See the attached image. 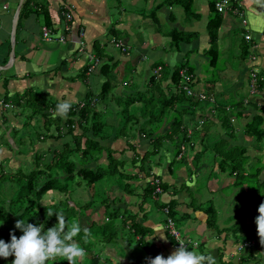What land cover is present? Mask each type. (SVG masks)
I'll return each instance as SVG.
<instances>
[{
	"label": "crops",
	"instance_id": "0c3cea01",
	"mask_svg": "<svg viewBox=\"0 0 264 264\" xmlns=\"http://www.w3.org/2000/svg\"><path fill=\"white\" fill-rule=\"evenodd\" d=\"M24 1L0 0V98L6 96L11 100L15 94L30 90L38 92L40 99H45L43 103L48 106L52 102L57 104L68 102L74 105L84 101L87 96H96L97 93L93 91L99 92L101 83L108 79L109 93L104 99L95 101L93 108L99 121H102L101 132L97 133V136L105 137L100 139L93 134L94 140L102 149L97 160L87 159L86 166L89 169L106 166L107 154L111 155L117 164L119 163V167L126 166L120 171L129 174L123 179L125 182H120L126 185L124 190L119 182L117 184L111 182L109 185L105 183L106 198H103V203L99 202L104 204L106 209L109 208V212H106L102 218H95V215H92L94 209L95 211L102 209L97 202L96 207L87 208L88 201L75 200L73 206L68 201L70 198L67 186L65 192L50 190L38 201L39 207L62 212L67 221H71L72 219L68 220V218H73L76 214V222L82 230L75 239H86L90 248L85 251L86 257L77 260L78 264L87 257L95 259V264H148L146 258L149 257L162 255L167 258L175 249L170 241L171 238L163 228L164 215L159 204L170 200L175 201V215L172 218L175 228H178L181 238L195 242L197 245L187 250L211 255L215 258L216 264H238L240 258L247 257L248 254H250L249 259L241 261L240 264H264V246L260 239L255 242L252 237L250 241L251 246L257 250V254L252 256L251 252L245 249L236 250L237 246L243 244L239 245L235 241L237 240L235 238L241 237V233L232 235L226 231L227 227L236 222L234 217L238 209L232 207L233 204L228 208L232 197L241 187L244 188L241 189L242 191H248L247 181L244 179L251 175L249 171L252 170L253 162L258 163L256 156L264 157V139L254 146V141L243 135V126L254 115L259 114L264 120V88L258 90L255 86V92L250 93L251 73L255 74V85L261 82L264 86V0H237L246 20L245 29L231 14L221 15L215 45L218 59L219 51H221L220 55H223L225 50V47L221 50L217 47L219 40L226 41L230 47V40L233 39L235 32H239L242 36L235 42L236 55L230 56L239 61L232 62L230 66L225 63L222 70H217L219 73L215 79L208 77L207 73L201 74L199 67L200 64H206L214 71L217 64L216 62L210 67L207 64V56L204 55L209 45L206 32L210 15L209 4L215 0H193L195 17H186L180 7L167 6L165 2L152 12L161 0H27L29 1L27 7L23 9V15L19 19ZM64 11L71 15L69 23H65L62 16ZM15 12L18 16L11 59L10 29ZM43 13L48 16V27L43 24L41 17ZM163 23L167 28L163 27ZM65 26L69 27L67 32L63 30ZM42 27L48 28L53 34L51 41L42 40L40 33ZM172 29L186 34L185 41L178 43L176 47L170 45L167 37V33ZM79 31L83 32L80 40L84 46L81 50H78L77 44ZM111 32H114L115 36ZM60 34L64 35L63 42H58L55 38ZM244 34L249 35L248 41L243 40ZM113 38L122 41L128 48L126 53L118 51L110 44ZM100 48L103 53L95 51ZM242 48L246 49L245 54ZM96 52L100 55L99 65L92 72L83 74L82 71L89 62L88 54L94 55ZM181 63H186V67L192 69L191 91L212 98V102L201 101L204 103L200 106H198L199 101L194 100L196 101L195 107L192 108L194 116L183 119L186 135L191 137V141L189 147L184 146V150L180 153L184 158L182 163L177 161L179 156L172 160L175 150L170 142L160 141L153 147L150 140L138 126L132 124L133 122L129 127L127 125V132L123 130L117 132L125 116V119L128 117L130 119L135 111H140L144 102L137 99L140 96L148 97L146 90L156 97L157 90L167 95L169 90L173 89L170 84V73ZM104 65L105 68H102ZM157 67L160 69L154 74L153 71ZM150 77L155 80V85L149 84ZM217 96H221L222 101H218ZM228 96H232L234 101L228 102L229 100L226 99ZM11 103L12 109L0 110V163L3 162L0 169L4 165V168L12 170L7 167L10 159L6 156L8 151L20 156V161L24 159L33 161L35 155L40 157L41 161L48 163L53 153L72 146L73 137L78 139L80 152L85 140L92 138L91 130L78 125L77 117L73 118L76 121L75 123L73 121V131L69 134H63L59 138L45 136L40 117L27 119L26 110L23 111L20 106ZM122 107L126 108L125 115L121 113ZM218 107H223L227 113L235 111L239 115L237 118L235 116L229 118V126L226 129L217 120ZM47 113L55 115V111L51 108ZM26 120L27 123L24 124ZM168 122H161V126L156 131L157 135L168 132ZM29 128L35 129V136L32 137ZM50 132L55 133L52 129ZM20 135L26 137L28 135L32 139L25 145L21 139L14 140V137ZM217 141H221L223 145L215 149V154L217 150L226 147L243 148L242 156L247 160L246 174L243 173L242 179L245 185L233 187L230 183L232 176L218 169L215 162L217 158L214 157L209 145ZM258 144L262 146L259 147ZM20 148L23 152L19 151ZM201 150H204L203 155L209 153V156L205 159L202 155L201 159L197 160V168L193 169L194 155ZM150 153L152 156L160 154L163 161L161 158L152 161L147 157ZM210 159L213 161L211 164L208 162ZM257 169H254V176L259 184L264 181V165ZM152 176L159 178L167 188L160 196H150L147 199L146 196L141 195L142 188ZM75 177L66 181V185L71 183L78 186L80 182ZM199 177L204 180L203 185L197 184L196 179ZM63 185L62 181L61 186ZM228 186H231V191L226 196L224 192ZM89 188L93 190L94 185ZM211 194L217 197L218 203L222 201L221 206L213 205ZM245 198L249 203L247 224H251L252 229L256 231L257 226L253 218H257L258 210L252 202L254 198H258L251 195ZM208 203L216 210V227L212 231L206 228V217L201 210ZM261 203H264V195ZM153 210L161 212L162 217L153 216ZM83 211L84 214L79 213ZM82 215L85 217L83 220H81ZM8 217V224L4 223L2 226L15 228L16 215L12 212ZM133 223H138L146 229L147 233L143 240L151 249L150 252L144 250L139 244V237L130 230ZM44 228L47 230L51 227L44 225ZM162 234L166 236V240L161 239ZM205 235L207 239H204ZM97 240L105 243V246L92 250L91 245ZM260 244L262 246L259 249ZM13 260L12 256L7 259L0 258V264H12Z\"/></svg>",
	"mask_w": 264,
	"mask_h": 264
},
{
	"label": "trees",
	"instance_id": "16d2710c",
	"mask_svg": "<svg viewBox=\"0 0 264 264\" xmlns=\"http://www.w3.org/2000/svg\"><path fill=\"white\" fill-rule=\"evenodd\" d=\"M28 2L29 1L27 0L24 1L22 9L19 13V19L23 15V9L25 10ZM163 2H165L167 6L169 5L180 7L186 17L196 16L192 8L193 0H161V3L156 5L155 9H153L152 12H155L157 8L164 4ZM209 11L210 15L206 25V32L208 36L209 45L207 50L204 51V55L207 56V64L211 67L214 66L218 59V53L216 51L215 45L217 40V29L221 22V15L216 13V11L214 10L213 2L209 4ZM41 17L43 24L48 27V16L43 13ZM153 18L154 17L152 16V19ZM111 34L115 36L114 32H111ZM167 37L170 40V45L172 47H176L178 43L185 41L186 34H183L182 32L176 29H172L167 33ZM101 50L102 48L98 50L96 49L95 51L103 53L101 52ZM245 50V48H242L244 54ZM97 52V55L94 54V56L99 59L100 55H98ZM102 68H105V65L102 66ZM181 69H185L186 75H190L192 71L190 67H186V63L179 64L171 71L169 78L170 84L173 87L174 92L165 95L164 93H162V91L157 90L158 96L156 97L151 94L148 97L140 96L137 99L142 100L144 102V105H147L151 103V100L156 98L157 101H159V107L156 114H152L151 112H149L147 115L143 116L140 113L138 118V112H135V114L133 115L135 118L132 116L130 117V119L129 117L128 119H125V116L124 120L120 125V128L117 130V132H121L122 130H125V128L127 129V125L129 123H132L131 120L135 119V121L133 120L132 124L140 128V131L146 136L148 140H150L151 145L153 147L160 141L165 140L167 142H170V144L173 145L175 150L172 155V160L173 158L175 160V158L179 156L177 161H180V163L184 161V158L182 155H180L179 147L181 145L188 146L191 141V137L186 135L183 119L186 115H190L191 117L194 116L192 108H194L196 104V101H194L196 100L195 98L186 96L184 91L181 90V86L185 84L178 75V71ZM82 72L83 74L86 72V67L85 69H83ZM257 77L259 79V75H257ZM154 81L155 80H153V77H150L148 82L149 84H153ZM190 83L191 79L189 78V82L186 83L188 87H190ZM153 85H155V83ZM255 86L258 90L264 88L261 82H257V85ZM157 88L159 87L157 86ZM109 91L110 82L108 79H105L101 83L99 87V92L96 94V96H87L84 99L85 106L75 113L68 112V115L64 120H62V118L59 116L50 115L47 113L49 108L55 111L57 103L52 102V104L48 106L43 102H39L38 93L31 92L30 90H25L20 94H15L11 98V100L6 96L3 97L4 101L10 100L15 105L20 106L23 111L26 110L27 113L25 115L27 119L33 118L35 116L40 117L42 119L41 124L45 132V136H49L50 138H59L63 134H69L73 131V127L70 128V126L73 125V118L77 117L78 125H83L86 128L88 127L92 132V138H88L85 140L84 147L80 152L78 139L73 137V142L71 143L72 146H70L69 148L65 147L63 150H60L57 153H53L51 160L48 163H43L40 157L34 155V167L30 168L29 172H27L26 175L16 176L12 179H4L5 174H3L0 170V181L3 180V182L9 181L10 183H14L12 184V186L8 184V186L4 187V190L0 192V194L3 193L0 197V240L10 242L11 232H14L17 238H19L23 234L18 229L10 228L9 226L3 227L4 225L2 226V224L4 223L8 224V214L10 215L12 212H14V214L16 215L15 222H17V220H24L25 222L33 224L35 226H39L42 224L47 226L50 225V227H53L55 223H57L56 216L48 217L47 210L42 207H39L38 201L46 192L50 190L65 192L66 184L64 183V185L61 186L60 180L66 182L69 180H73L74 176H76L77 179L84 182L87 187H92L96 182H98L107 175L117 174L122 180L125 179V177H128V175L124 174V172L117 171V168L115 167V163H117V161L113 157H111V155L106 154L107 164L105 167L89 169L86 166L87 159L90 158L97 160L100 156V152L102 149L94 140V136H97V133L99 134V132H101L102 124L98 119V115L96 114V112H94L93 108L95 104L93 105V107H90L88 105V102L90 99H94L95 101L104 99L109 93ZM216 112L218 118L217 120L223 127L229 126V118L233 116L237 118V116H239L235 111L227 113L223 107H218L216 109ZM121 113L123 115L126 114L125 107H122ZM176 114H178V116H176ZM156 119H159V121H156ZM162 121H165V123L166 121H169L168 132L164 133V135H157L156 131L161 126ZM26 123L27 120L24 121V124ZM50 129H52L55 133L53 134L52 132H50ZM243 135H245L247 138L254 142H261L264 139V120L262 119L261 115H254L247 123H245V125L243 126ZM97 137L103 139L105 136ZM209 145H211L210 149L212 150L214 157L217 158L216 162L218 169L221 172H226L228 176L233 177V187H241L245 185L242 179L243 173L246 174L245 164L247 160L245 157L242 156L243 148L233 147L228 149L226 147L224 149L217 150L218 152L216 151L215 154V149L221 147L223 143L221 141H217L215 143H209ZM212 145H214L215 147L213 148ZM203 153L204 150H201L199 152L197 151V153H195V159L192 160L193 169L197 168V160L201 159ZM76 166H78V169H76ZM226 167H228V169ZM153 179L158 180L157 186L160 192L157 194L154 193L155 187L149 185L150 181L147 182L145 187L142 188L141 193V195L146 196L147 199H149L150 196H160L167 188V186L162 183L159 178L152 176L151 180ZM122 180H120L121 183ZM259 184L261 186H264V181H261ZM125 186V184H121V187H123V189H125ZM238 191V193L240 194L243 193L241 189H238ZM242 197H246V195L244 194V196ZM260 201L262 202V200ZM174 205L175 201L173 200H170L167 203L159 204L160 209H167V212L163 213L164 222L166 218H174ZM201 210L206 217V228L215 230L216 210L214 206L208 203ZM236 213V217H234L236 222L233 223L231 226L227 227L226 231H228L232 235H236V233H241V238L243 239L242 241H244L243 243L250 242L253 234V238L255 239L254 241L257 242V229L256 231H254L255 229H252L251 224H247L248 219H245L246 217H248V213L246 214L244 212L245 214L243 213L241 216L238 215V210H236ZM69 219L70 218H68V220ZM255 220L256 217L253 218L254 222ZM130 230L135 236L139 237V244L144 248V250L150 252L151 249L146 246L143 240L144 235L147 233L146 229L138 223H133L130 227ZM170 241L173 243L172 239H170ZM235 241L237 242V240ZM77 242L81 244L80 246L85 251H88L89 245L87 244L86 239L83 240L80 238V240H77ZM249 255H247V257H241L240 260L243 262L247 258L249 259ZM12 257L14 258V256ZM55 260V264H67L64 258L57 257ZM55 260H51V262ZM94 260L95 259L92 260L87 257V259H84L81 264H95L96 261ZM241 261L238 264H240Z\"/></svg>",
	"mask_w": 264,
	"mask_h": 264
},
{
	"label": "rangeland",
	"instance_id": "374dc122",
	"mask_svg": "<svg viewBox=\"0 0 264 264\" xmlns=\"http://www.w3.org/2000/svg\"><path fill=\"white\" fill-rule=\"evenodd\" d=\"M163 25V27L164 28H167V25H165L164 23L162 24ZM162 27V26H161ZM162 27V28H163ZM242 35L239 33V32H235L234 33V36H233V39H231L230 40V43H231V45H230V47H229V44H227V42L226 41H224V42H221L220 40L217 42V47L221 50V48L222 47H225V50L223 51V55H220V52L221 51H219V49H218V51H219V59H218V61H217V64H216V66H215V69H213L214 71H212V70H210L207 66H206V64L204 65V64H200V70H201V74H204V73H207L208 74V77H210V78H213V79H215V78H217V74L219 73V72H217V70L218 71H220V70H222L223 68H224V64L225 63H228V64H226V65H228V66H230L229 64H231L232 62H238L239 60L236 58V59H232V58H230V56H235L236 55V50H237V46L235 45L236 43L235 42H237V40L239 41V37H241ZM235 45V46H234ZM227 66H225V68H226ZM210 70V71H209ZM126 79V78H125ZM150 90V89H149ZM34 92V91H33ZM171 92H174V90L173 89H171V90H169V93H171ZM34 93H36V92H34ZM38 93V92H37ZM93 93H98V90H94L93 91ZM146 93L147 94H149V95H151L152 93L151 92H149L148 90H146ZM156 93V92H155ZM159 93H161V92H159ZM214 94H217L216 92H214ZM222 99L223 98H221V96L220 97H218L217 96V100L218 101H222ZM227 100H229L228 102H232V101H234V99L232 98V96H228L227 98H226ZM43 100H45V99H40V97L38 96V101L39 102H45V101H43ZM47 100V99H46ZM201 103H204V102H201V101H199V103H198V106H200L201 105ZM158 107H159V101H157V99L156 98H154L153 100H151V103L150 104H147V105H142L141 106V109H140V111L138 110V118H139V114L141 113V115H143V116H145V115H147L149 112H151L152 114H156L157 113V111H158ZM136 112V111H135ZM131 113L132 114H134V112H132L131 111ZM145 113V114H144ZM119 116H121V114H119ZM176 116H178V114H176ZM147 117V116H146ZM145 117V118H146ZM184 117H187V118H190V115H186V116H184ZM193 117V116H192ZM159 121V119H156V121ZM140 121V120H139ZM160 121H161V118H160ZM102 122V121H101ZM131 122H133V120H131ZM157 124V123H156ZM132 124L131 123H129L128 124V127L129 126H131ZM126 126V125H125ZM225 129H226V127H225ZM224 129V130H225ZM29 131H30V133H31V135H32V137L33 136H35L34 134V131H35V129H33V128H29ZM124 132H127L128 131V129H125V130H123ZM19 135V134H18ZM211 137H213V136H211ZM244 137H246L245 135H244ZM16 139H21L23 142H25L24 144L26 145V144H28L29 143V140L30 139H32V138H30L28 135H27V137L26 136H22V135H20V136H16V137H14V140H16ZM253 145L255 146V145H257V142H253ZM260 145V146H259ZM258 146L259 147H261L262 146V144H258ZM210 147H211V145H210ZM212 147L214 148L215 146L214 145H212ZM19 151H21V152H23L22 151V148H20L19 149ZM0 156H1V154H0ZM6 156L7 157H9L10 159H9V161H8V163H7V167H9V168H11L12 170H8V169H6V168H4L5 166L3 165L2 167H1V171H2V173L3 174H5V176H4V179L5 178H8V179H12V178H14V177H16V176H21V175H26V173L27 172H29V167L30 168H33L34 167V163H33V161L30 159V162H29V160H26V159H24V160H22V161H20V156L18 157V156H15L14 154H13V152H10V151H8L7 153H6ZM209 156V153H206V154H204L203 155V158H207ZM147 157H149V158H151L152 159V161L154 160V161H158L160 158H161V161H163L162 160V156L160 155V154H158V156L156 155V156H152V153H150V155L148 154V156ZM256 158H258L257 160H259L258 161V163H255V162H253V166H252V170L251 171H249L250 172V176L249 177H247V178H245L244 180H246L247 182H246V184H247V186H248V191H246L245 192V190H243V193L242 194H240V193H235L234 194V196L232 197V201L230 202L231 204H230V206H228V208H230L231 207V205L233 204V206L232 207H235V208H237L238 209V215L239 216H241L244 212L247 214L248 213V209H249V203H247L245 200H246V198L245 197H242V196H244V194L246 195V196H252V197H256V198H258V199H253V204L255 205V207L257 208V210H258V207L260 206L259 204L261 203V201L260 200H262V195H264V186H261L260 184H258L257 183V180H256V177L254 176V173H255V170L254 169H256V168H258L257 170H259L261 167H262V165H264V157L263 156H256ZM43 163H46V162H44V161H42ZM208 162L211 164L213 161L210 159V160H208ZM215 162H216V160H215ZM3 164V162H1L0 163V165H2ZM119 164V163H118ZM117 163H115V167L117 168V170H118V172H121L120 170H122V168H126V166H124V167H119L120 165H118ZM163 164H165V162H163ZM216 164H217V162H216ZM16 165H18L16 168H15V166ZM174 165H176V163H174ZM165 166V165H164ZM101 167H103V166H101ZM100 167V168H101ZM105 167V166H104ZM227 169H228V167H226ZM126 170H128V169H126ZM18 172V173H17ZM17 173V174H16ZM207 173H208V171H207ZM16 174V175H15ZM124 174H126V175H129V174H127V173H124ZM260 174H261V172H260ZM15 175V176H14ZM75 177V176H74ZM120 176H118L117 174H113V175H107V176H105V177H103L100 181H98V182H96L95 184H94V188H93V190L91 189V188H89V187H86L87 185H85L84 184V182H82V181H80L79 179H78V181L80 182V184L78 185V186H75V185H73V184H71V183H67V193H68V195H69V198L70 199H68V201L69 202H71L72 204H73V202L76 200L77 202H86V201H88V206H87V208H91L92 206H94V207H96V205L98 204V205H101L102 206V209H100L99 211L97 210V211H95V209L93 210L94 211V213L92 214L93 216L95 215V218H97V217H104V214L106 213V212H109V208L108 209H106L105 208V206H104V204H101V202H99V201H102L103 200V198H106V195H104L105 193H104V185H105V183L106 184H108L109 185V183H111V182H115L116 184H117V182H119L120 183V180H122V179H120L119 178ZM204 177H205V175H204ZM76 178V177H75ZM233 178V177H232ZM259 178H260V176H259ZM117 180V181H116ZM197 180V184L198 185H200V183H201V185H203L204 184V180H202L201 179V177H199L198 179H196ZM232 181L230 182L231 184H232V182H233V179H231ZM243 180V181H244ZM61 182H62V180H60ZM123 182H125V180H122V183ZM63 183H65L66 184V182H63ZM8 184L10 185V186H12V184H14V183H10L9 181H5V182H3V180H1L0 181V192H2L3 190H4V187H7L8 186ZM115 184V185H116ZM121 184V183H120ZM86 188V189H85ZM122 188V190H124L123 189V187H121ZM225 189H227V190H225ZM224 190H225V192H224V194L226 195V194H229V191H231V186H228L227 188H225ZM229 189V190H228ZM241 189H244L243 187H241ZM102 190H103V192H102ZM97 191V192H96ZM88 192H91L90 193V195H88L87 193ZM2 194L3 193H1L0 194V197L2 196ZM206 194V196L207 197H209L208 195H207V193H205ZM227 196V195H226ZM210 198H211V201L214 203L213 205H220L221 206V203H222V201L220 202V203H218V201H217V197L214 195V194H211V196H210ZM97 202V204L95 205V203ZM99 202V203H98ZM104 201H102V203H103ZM65 204H63V208H65V206H64ZM67 206V205H66ZM73 206H75L74 204H73ZM104 206V207H103ZM203 206V205H202ZM99 207V206H98ZM86 209V208H85ZM84 209V210H85ZM5 210H6V208H5ZM154 211V210H153ZM161 212L163 213V211L161 210ZM161 212H158V211H154L153 212V216H158L159 218H161L162 217V214H161ZM68 213H69V211H68ZM80 214L82 213V214H84V211L83 212H79ZM86 213V212H85ZM92 213V212H91ZM244 213V214H245ZM74 214H75V212H74ZM156 214V215H155ZM69 215H71V214H69ZM247 218V217H246ZM245 218V219H246ZM70 219H72L71 221H68V222H70V223H73V222H76L77 221V217H76V214H75V217L73 216V218H70ZM83 219H85V217H83V215H82V217H81V220H83ZM177 230H178V228H177ZM209 231H212L211 229H209ZM124 234L126 235V231L124 232ZM83 236V235H82ZM81 236V237H82ZM190 236L191 237H194L193 235H191L190 234ZM252 237H253V234H252ZM251 237V238H252ZM204 239H207V235H205L204 236ZM260 238H259V236H258V240H259ZM243 239L241 238V237H238L237 238V242H238V244L239 245H241L244 241H242ZM113 242V241H112ZM111 242V243H112ZM102 246H105V243H103V242H99V240H97V242H95V243H92V245H91V249L92 250H98V248L99 247H102ZM110 246H115V244H110ZM261 244L258 246V248L260 249L261 248ZM248 248L250 249L249 251H248ZM245 247V248H242V249H245V251H247V252H251V254H252V256L254 255H256L257 254V250L255 249V247H253V246H250V247ZM88 249H90V248H88ZM91 250V251H92ZM249 255V254H248ZM85 256H86V254H85ZM88 256V255H87ZM87 259V258H86ZM252 260H254V259H252ZM55 262H56V260L55 261H52L51 262V260H49V261H47V264H55ZM76 264H78V262H76Z\"/></svg>",
	"mask_w": 264,
	"mask_h": 264
},
{
	"label": "clouds",
	"instance_id": "9594fccd",
	"mask_svg": "<svg viewBox=\"0 0 264 264\" xmlns=\"http://www.w3.org/2000/svg\"><path fill=\"white\" fill-rule=\"evenodd\" d=\"M70 109L68 102H61L56 105L54 114L66 118ZM53 215L56 216L57 223L47 230L42 224L35 226L24 220H17L15 229L23 234L17 238L11 232L10 242L0 240V258L14 256L12 264H47V261L61 257L67 264H76L86 254L74 239L82 229L78 222L69 223L62 212L47 210L48 217ZM255 223L260 242L264 245V203L258 207ZM161 239L167 238L162 234ZM146 259L148 264H216L213 256L189 251L183 244L167 258L157 255L155 258Z\"/></svg>",
	"mask_w": 264,
	"mask_h": 264
},
{
	"label": "built area",
	"instance_id": "2783aa9c",
	"mask_svg": "<svg viewBox=\"0 0 264 264\" xmlns=\"http://www.w3.org/2000/svg\"><path fill=\"white\" fill-rule=\"evenodd\" d=\"M213 8L214 10L216 11V13L220 14V15H225V14H231L233 17H236V19L238 20L239 22V25L245 29V26H246V20L243 16V12L240 10V7L238 5V1L237 0H215L213 2ZM62 16L65 20V23H69L70 20H71V15L68 13V12H63L62 13ZM65 32H67L69 30V27L68 26H65L64 29H63ZM40 33H41V38L42 40L44 41H51L53 39V34L51 33V31L46 28V27H42L40 29ZM83 36V32L82 31H79L78 32V50H81L84 46V43L80 40V38ZM56 40L58 42H63L64 41V35L60 34V35H57L56 37ZM250 39L249 35L248 34H244L243 35V40L244 41H248ZM110 44H112V46L117 49L118 51L122 52V53H126L128 48L124 46V44L122 43L121 40H118V39H111L110 40ZM88 65L86 66V73H90L92 72L98 65H99V59H97L94 55H91V54H88ZM160 69V67H157L153 73H157V71ZM178 75L179 77L181 78V80L185 83L181 86V90L184 91L185 95L188 96V97H193L195 98L196 100L198 101H208V102H212V98L210 96H207L205 94H202V93H193L190 89V87L187 86L186 83L189 82V78H190V75H186V72L184 69H181L178 71ZM250 93H254L255 92V83H254V80H255V74L251 73L250 74ZM95 103V100L94 99H90L89 102H88V105L90 107H93ZM85 106V102L82 101V102H79L77 104H74V105H71V109L69 112H77L78 110H80L81 108H83ZM13 108V105L10 101H4L3 98H0V110H7V109H12ZM232 121V119L230 120ZM199 124H201V121L199 122ZM73 125L70 126V128H72ZM179 150H180V153L181 151L184 150V145H181L179 147ZM158 184V180L157 179H153V180H150L149 182V185L150 186H153L155 187L154 188V193H159L160 190L157 186ZM167 209L164 208L162 209L163 213H166ZM163 228L165 230V232L167 233V235L173 240V248L175 250H177L179 247H180V244H183L185 246V248H189V247H192V248H195L197 245L195 242H191L189 240H186V239H183L181 238L178 230L175 228L174 226V223H173V219L171 218H166L164 224H163ZM251 242H248V243H243L241 246H237L236 250L239 251L241 250L242 248H245V247H248V246H251Z\"/></svg>",
	"mask_w": 264,
	"mask_h": 264
},
{
	"label": "water",
	"instance_id": "95a60500",
	"mask_svg": "<svg viewBox=\"0 0 264 264\" xmlns=\"http://www.w3.org/2000/svg\"><path fill=\"white\" fill-rule=\"evenodd\" d=\"M18 13L15 12L12 23H11V29H10V47H11V52H10V58L12 59V48H13V43H14V34H15V28H16V21H17V15Z\"/></svg>",
	"mask_w": 264,
	"mask_h": 264
}]
</instances>
